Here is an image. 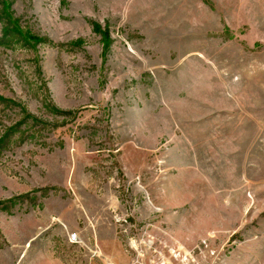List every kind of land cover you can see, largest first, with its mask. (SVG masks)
Instances as JSON below:
<instances>
[{"label": "rangeland", "instance_id": "obj_1", "mask_svg": "<svg viewBox=\"0 0 264 264\" xmlns=\"http://www.w3.org/2000/svg\"><path fill=\"white\" fill-rule=\"evenodd\" d=\"M0 264H264V0H0Z\"/></svg>", "mask_w": 264, "mask_h": 264}, {"label": "built area", "instance_id": "obj_2", "mask_svg": "<svg viewBox=\"0 0 264 264\" xmlns=\"http://www.w3.org/2000/svg\"><path fill=\"white\" fill-rule=\"evenodd\" d=\"M76 239H77L76 235H72V236H71V242H75Z\"/></svg>", "mask_w": 264, "mask_h": 264}]
</instances>
